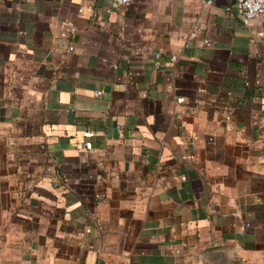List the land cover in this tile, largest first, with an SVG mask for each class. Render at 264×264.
<instances>
[{
	"label": "crops",
	"instance_id": "obj_1",
	"mask_svg": "<svg viewBox=\"0 0 264 264\" xmlns=\"http://www.w3.org/2000/svg\"><path fill=\"white\" fill-rule=\"evenodd\" d=\"M0 264H264V19L0 0Z\"/></svg>",
	"mask_w": 264,
	"mask_h": 264
},
{
	"label": "built area",
	"instance_id": "obj_2",
	"mask_svg": "<svg viewBox=\"0 0 264 264\" xmlns=\"http://www.w3.org/2000/svg\"><path fill=\"white\" fill-rule=\"evenodd\" d=\"M117 4H129L133 0H114ZM210 2L211 0H207ZM241 13L244 19H251L256 16H261L264 19V0H239ZM99 90L98 93H101ZM183 96L178 97L179 101H183Z\"/></svg>",
	"mask_w": 264,
	"mask_h": 264
}]
</instances>
